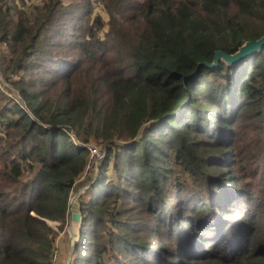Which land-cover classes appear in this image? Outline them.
I'll list each match as a JSON object with an SVG mask.
<instances>
[{"label": "trees", "instance_id": "16d2710c", "mask_svg": "<svg viewBox=\"0 0 264 264\" xmlns=\"http://www.w3.org/2000/svg\"><path fill=\"white\" fill-rule=\"evenodd\" d=\"M96 2L0 0V264H53L93 143L72 264H264V49L199 70L264 0Z\"/></svg>", "mask_w": 264, "mask_h": 264}, {"label": "rangeland", "instance_id": "374dc122", "mask_svg": "<svg viewBox=\"0 0 264 264\" xmlns=\"http://www.w3.org/2000/svg\"><path fill=\"white\" fill-rule=\"evenodd\" d=\"M92 1H93L94 9H95V14L101 15L102 18L106 22H108L110 18H109V15L106 13V11L103 8H101L100 4L96 2V0H92ZM139 1L143 2L144 0H139ZM66 4H68V1L66 2ZM107 30H108V27H106V31ZM0 84H2L3 91L6 94L11 96L15 101L21 103L18 92L12 88H10L11 90H8V88L4 86L5 83H4L3 74L1 71V66H0ZM92 146L95 147V150H97L98 152L101 151L102 153V150H103V154H105V146L103 144L93 143ZM103 158L99 160L100 157L98 155H95L92 158L93 160L92 165L91 164L89 165L86 174L82 178V181L79 182L77 188L74 190V192L71 195L70 209H69L70 214L66 221L65 227L63 228L62 231L59 232V236L56 240V245H55L56 250L54 253V257L55 256L57 257V261L55 264H72L73 263V251L75 248V243L79 240L81 224H82V221L81 222L74 221L73 215L80 214V211H79L80 197H82L85 191L89 188L88 184L83 185V183H85V181H87V179L90 176H94L96 178L98 177L99 172H100L101 161L103 160ZM81 220H82V217H81ZM49 224L55 230H58L61 227V224L58 222H49Z\"/></svg>", "mask_w": 264, "mask_h": 264}, {"label": "water", "instance_id": "95a60500", "mask_svg": "<svg viewBox=\"0 0 264 264\" xmlns=\"http://www.w3.org/2000/svg\"><path fill=\"white\" fill-rule=\"evenodd\" d=\"M264 49V36L256 41H249L244 46H242L238 52L235 54H226L223 51H219L216 53L213 63H204L199 66V70H201L204 66L211 68V69H218L220 67V62L223 61L229 66L238 65L241 63H244L246 60L250 59L255 53L262 52ZM154 122H151L147 125H145L139 134L137 140H139L145 130L151 126ZM73 219L76 222H81V215L80 214H74Z\"/></svg>", "mask_w": 264, "mask_h": 264}, {"label": "built area", "instance_id": "2783aa9c", "mask_svg": "<svg viewBox=\"0 0 264 264\" xmlns=\"http://www.w3.org/2000/svg\"><path fill=\"white\" fill-rule=\"evenodd\" d=\"M70 136L72 137V141H73L74 143L78 144V143L76 142V139L72 136L71 133H70ZM87 148H89V150H90V152H91V165H92V162H93L92 158H93L95 155H98V156L100 157L99 160H101V159L103 158V156H104V154H103V150H102V153H101V151L98 152L97 150H95V147H93L92 144H91V145H88ZM93 148H94V149H93ZM69 214H70V212H69ZM69 214H68V217H69ZM48 223H49V222H48ZM56 261H57V257L55 256V257L53 258V264H55Z\"/></svg>", "mask_w": 264, "mask_h": 264}]
</instances>
